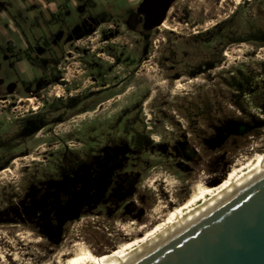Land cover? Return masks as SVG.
<instances>
[{"label": "rangeland", "instance_id": "374dc122", "mask_svg": "<svg viewBox=\"0 0 264 264\" xmlns=\"http://www.w3.org/2000/svg\"><path fill=\"white\" fill-rule=\"evenodd\" d=\"M7 1L3 10L31 44H42L51 32L61 30L66 39L94 27L66 48L81 52L91 46L104 72L92 84L85 61L76 63L82 74L73 77L72 69L66 86L41 91L43 98L21 93L8 100L28 97L29 107L40 110L43 101L110 86L96 103L77 100L62 119L27 137L15 135L17 120L9 107H0V137L6 139L0 142V166L12 156L6 167L13 173L0 176V264H43L77 242L100 257L135 237L141 226H158L167 211L188 202L197 185L216 186L242 155L264 153V41H230L233 33L242 39L264 31V0H176L167 18L175 29L154 30L159 42H151L147 54L141 53L139 31L125 24L140 20L138 0H75L78 8L71 0H52L61 5L54 13L41 0ZM0 23L7 26L3 17ZM10 37L12 48H24L18 34ZM0 42V87L39 74L26 59L17 63L5 54L6 37L0 35ZM234 79H241L239 87ZM24 100L17 114L25 112ZM136 131L146 140L141 136L135 148L130 137ZM119 135L131 150L117 154L118 164L102 171L105 178L95 187L75 190L81 198L91 193L90 201H70L59 208L62 213L49 208V217L46 206L33 208L26 196L30 177L51 171L59 151L96 153Z\"/></svg>", "mask_w": 264, "mask_h": 264}, {"label": "flooded vegetation", "instance_id": "af4514ba", "mask_svg": "<svg viewBox=\"0 0 264 264\" xmlns=\"http://www.w3.org/2000/svg\"><path fill=\"white\" fill-rule=\"evenodd\" d=\"M141 1L142 0H138L136 6H138ZM175 3L176 0L170 5L164 20H167L169 11ZM139 15V21L131 20L125 24L130 29L139 31L138 33L142 41L141 53L147 54L149 44H151V42L154 44L155 42H159L158 37L153 38V35L155 34L154 30H162V28H164L162 26L163 22L152 29H144L145 15ZM94 31V27H86L82 29V31L72 34L66 39L63 38L61 30L58 32H51L48 37L42 39V44L39 43L40 40L36 39L34 44L28 42L22 50H17L16 48L13 50V48L7 44L5 47V54L7 56L15 57L14 60L17 63L26 59L32 66L38 68L39 71L38 75L30 79L20 80L19 86L12 83L8 87H0V107H9L11 109L10 113H12L13 118L16 119L19 124V128L16 129V136L27 137L34 135L36 131L48 126L51 122L59 121V119L65 116L67 109H70L67 105H73L77 100V103H79V101L84 99H90V102L96 103L97 95L103 92V89L110 86L109 84L95 86L91 87L88 91L80 92L75 95L69 93V96L54 99L52 102L44 103L43 101L42 107L46 105V108L44 109L43 107V109L40 110L34 109L33 105L29 107L30 98L28 97L25 98V100L22 98L19 100L7 99V96H14L21 93L33 95L36 96V98H43L44 94L41 93V91L47 90L49 87L55 88V85L66 86L68 82H70L68 74L72 69L74 72V74H72L73 77H76V74H82L79 72L82 69L81 65L76 63H83L84 61L83 66L89 69L90 77L94 78L92 84L99 82L98 78L104 76L103 70L99 69L97 65V57L100 54L97 53L94 48L91 49V46H86L81 52L77 50H75L77 52H74L70 48H66L70 44L72 46H77V41L81 40L84 35H86V38L89 37ZM81 35L82 37H79ZM103 41L108 42L106 39ZM156 47H158V45H156ZM27 52L31 56H28ZM90 52L94 53L91 54ZM76 66H79L80 70H77ZM22 100L29 102L24 109L26 113L20 111L17 114L16 112L19 110L18 103ZM130 126L131 125L124 126V129L127 132L131 131L129 129ZM132 136L130 140L132 139L134 141V147L136 148L140 145L139 143H141V136L142 138L144 137L139 131H136ZM118 137V139H116L117 137H110L107 145L97 150L96 153H93L91 150L89 154L86 151L81 152L80 150L71 149L59 151L56 158L52 161L51 171L44 173L42 176L35 175L30 177V185L27 189L26 196L32 202L31 205L34 206L33 208H36V206H46L45 212L48 216L45 215V217H49V215L53 214V212H47L49 208H55L56 211L61 212L59 208L65 206L70 201H90L92 199L91 193L81 198V195L78 196L75 190L82 188V192H85L87 187H95L96 184L105 178L104 175L102 176V171H113L118 164L116 160L117 154L131 150L126 143L127 141L122 139L123 137L120 135ZM144 140L146 139L144 138ZM5 141L6 139L0 137V142ZM134 147L132 148L135 149ZM73 153L76 155L72 158L71 155ZM11 158L12 156L8 158L5 164L6 166ZM73 214H75V211L70 214H64V217L72 216ZM54 237L57 238L56 235Z\"/></svg>", "mask_w": 264, "mask_h": 264}, {"label": "water", "instance_id": "95a60500", "mask_svg": "<svg viewBox=\"0 0 264 264\" xmlns=\"http://www.w3.org/2000/svg\"><path fill=\"white\" fill-rule=\"evenodd\" d=\"M173 1L142 0L143 28ZM125 264H264V172Z\"/></svg>", "mask_w": 264, "mask_h": 264}, {"label": "bare ground", "instance_id": "6f19581e", "mask_svg": "<svg viewBox=\"0 0 264 264\" xmlns=\"http://www.w3.org/2000/svg\"><path fill=\"white\" fill-rule=\"evenodd\" d=\"M235 3L238 4L239 0H235ZM162 26L172 30L175 29V27L169 25L167 20L163 21ZM228 55L230 56L231 53L228 52ZM177 87L179 88L182 86L178 85ZM16 161L17 160H15V162ZM263 172L264 153L256 152L250 156L242 155V157L236 160L226 176L216 186L209 188L205 185H197L195 194L188 202L173 210L167 211L163 218L160 217L162 222L158 226L151 229L144 225L141 226L135 237H129L128 241L122 242L116 249L104 253L100 257L96 256L95 252L84 242H77L67 248L61 249L56 253L52 261L43 264H125L159 240L198 217ZM2 175L12 178L13 173L9 168H5L0 171V176ZM159 211L160 206H157L154 210V214L159 213ZM126 228L125 226L124 229L126 230ZM127 234H131V232L128 231ZM6 242L10 243L11 240H6ZM0 252V257H3L4 252Z\"/></svg>", "mask_w": 264, "mask_h": 264}, {"label": "crops", "instance_id": "0c3cea01", "mask_svg": "<svg viewBox=\"0 0 264 264\" xmlns=\"http://www.w3.org/2000/svg\"><path fill=\"white\" fill-rule=\"evenodd\" d=\"M72 4L74 5L75 8H78V4L75 0H71ZM42 6L45 8H48L50 10V13H54L58 10L61 9V5L58 4L55 1L52 0H41ZM10 3L7 0H0V18L6 19L7 26H3L0 23V35L2 37L7 38V44L10 47L14 46V41L10 37V32H14L18 34L19 40L23 43V46H26V44L29 42L25 34L20 33L21 31L16 27V21L8 16V14L3 10V9H8ZM0 45L1 42H0ZM14 50V48H13Z\"/></svg>", "mask_w": 264, "mask_h": 264}, {"label": "trees", "instance_id": "16d2710c", "mask_svg": "<svg viewBox=\"0 0 264 264\" xmlns=\"http://www.w3.org/2000/svg\"><path fill=\"white\" fill-rule=\"evenodd\" d=\"M219 24H221V23H219ZM217 26H218V24H217ZM219 27V26H218ZM232 32V31H231ZM256 32V33H255ZM254 33H251V34H249V36L247 35V36H245V38H242V39H240V38H234V35H235V33H233L232 35H233V39H231L230 38V41H238V42H240V41H244V40H257V41H264V31H262L261 29H258L257 31H255ZM230 34V33H229ZM8 48V47H7ZM27 54H28V56H31L28 52H27ZM240 81H241V79H234L233 80V85L234 86H237V87H239L240 85H241V83H240ZM70 107L71 106V104H68L67 105V107ZM4 167H6V165H3V166H0V168H4Z\"/></svg>", "mask_w": 264, "mask_h": 264}]
</instances>
